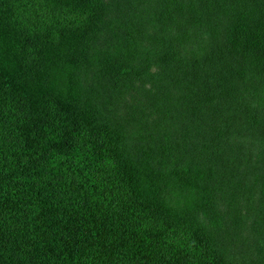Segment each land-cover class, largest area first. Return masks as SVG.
Here are the masks:
<instances>
[{"label":"trees","instance_id":"trees-1","mask_svg":"<svg viewBox=\"0 0 264 264\" xmlns=\"http://www.w3.org/2000/svg\"><path fill=\"white\" fill-rule=\"evenodd\" d=\"M110 13L104 0H0V264H226L205 219L163 199L155 150L132 152L82 96L79 74L91 67L137 71L131 36L96 48ZM235 15L208 60L255 81L256 107L227 90L264 137V10ZM201 192L215 208L213 191Z\"/></svg>","mask_w":264,"mask_h":264},{"label":"rangeland","instance_id":"rangeland-1","mask_svg":"<svg viewBox=\"0 0 264 264\" xmlns=\"http://www.w3.org/2000/svg\"><path fill=\"white\" fill-rule=\"evenodd\" d=\"M104 2L111 27L96 48L118 50L131 36L141 58L129 77L96 66L81 72L83 98L123 132L132 152L154 156L155 150L163 199L205 219L226 264H264V137L242 112L235 115V98L227 90L236 87L256 107V83L208 60L218 54L213 49L237 6L264 10V0ZM172 52L179 53L177 60ZM202 187L213 191L215 208L203 204Z\"/></svg>","mask_w":264,"mask_h":264}]
</instances>
